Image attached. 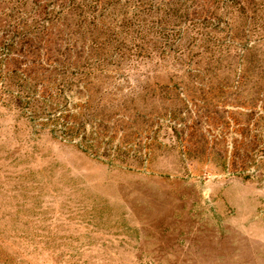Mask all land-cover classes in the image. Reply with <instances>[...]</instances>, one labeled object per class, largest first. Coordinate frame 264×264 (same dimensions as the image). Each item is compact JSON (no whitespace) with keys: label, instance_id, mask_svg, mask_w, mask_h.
Returning <instances> with one entry per match:
<instances>
[{"label":"rangeland","instance_id":"1","mask_svg":"<svg viewBox=\"0 0 264 264\" xmlns=\"http://www.w3.org/2000/svg\"><path fill=\"white\" fill-rule=\"evenodd\" d=\"M0 264H264V0H0Z\"/></svg>","mask_w":264,"mask_h":264}]
</instances>
